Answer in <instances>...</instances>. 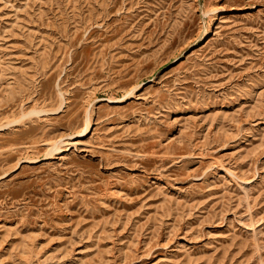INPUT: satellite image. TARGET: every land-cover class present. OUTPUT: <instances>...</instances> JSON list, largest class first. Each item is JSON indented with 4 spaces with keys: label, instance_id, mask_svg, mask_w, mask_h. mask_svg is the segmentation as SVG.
I'll list each match as a JSON object with an SVG mask.
<instances>
[{
    "label": "rangeland",
    "instance_id": "374dc122",
    "mask_svg": "<svg viewBox=\"0 0 264 264\" xmlns=\"http://www.w3.org/2000/svg\"><path fill=\"white\" fill-rule=\"evenodd\" d=\"M0 264H264V0H0Z\"/></svg>",
    "mask_w": 264,
    "mask_h": 264
}]
</instances>
